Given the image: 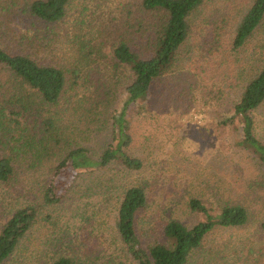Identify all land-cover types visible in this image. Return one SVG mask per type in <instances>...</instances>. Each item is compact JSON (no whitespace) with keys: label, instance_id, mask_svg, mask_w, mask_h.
<instances>
[{"label":"rangeland","instance_id":"374dc122","mask_svg":"<svg viewBox=\"0 0 264 264\" xmlns=\"http://www.w3.org/2000/svg\"><path fill=\"white\" fill-rule=\"evenodd\" d=\"M251 1L237 0L233 26L219 45H205L212 41V28L204 31V41L193 33L175 66L155 82L148 103L130 108L129 154L143 161L142 170L127 173L112 164L80 172L61 203L44 206L43 192L58 160L44 167H32L26 157L15 161V176L0 183V231L20 208L36 206L39 217L5 264H53L61 255L137 264L116 227L124 193L133 186H144L148 196V207L136 220L143 247L159 242L171 221L189 228L200 221L186 207L191 198L204 200L215 215L217 198L234 195L248 209L249 223L217 227L188 264H264V166L236 145L242 138L240 123L219 125L264 68V23L244 48L232 49L234 29ZM29 2L0 0V48L31 56L41 65L78 71L75 91L68 92L67 100L114 84L112 50L120 42L124 7L133 10L140 0H75L58 26H44L25 14ZM95 46L100 49L91 50ZM120 77L126 81L122 71ZM68 80L69 88L74 76ZM97 115L94 131L80 139L96 155L106 148L111 133L106 109ZM253 117L256 136L264 143V104Z\"/></svg>","mask_w":264,"mask_h":264},{"label":"trees","instance_id":"16d2710c","mask_svg":"<svg viewBox=\"0 0 264 264\" xmlns=\"http://www.w3.org/2000/svg\"><path fill=\"white\" fill-rule=\"evenodd\" d=\"M74 2L30 0L24 13L44 26H58L68 17ZM251 2L234 29V51L244 48L264 23V0ZM126 6L120 42L112 50L111 69L116 81L89 96L67 100L68 92L75 91L78 71L60 65H41L31 56L15 55L0 48V183L15 176L17 160L30 158L32 167H44L57 159L43 192V205L51 206L63 201L80 172L112 164L127 173L142 170L143 161L129 154L133 142L130 108L148 103L155 82L175 66L182 46L193 33L204 41V31L212 28V41H204L205 45H219L233 26V15L238 10L237 0H140L133 10ZM97 47L91 50L96 51ZM121 71L125 74L124 82ZM70 75L74 82L68 88ZM64 101L67 107L63 106ZM263 104L264 68L248 82L233 114L223 117L219 125L230 128L240 123L242 138L236 145L264 166V143L256 136L253 117ZM104 108L111 121L110 142L96 155L80 139L94 131L97 114ZM240 199L234 195L220 196L219 211L213 215L204 200L191 198L186 207L200 221L191 228L171 221L164 227L163 238L145 248L137 234L136 220L147 209L148 196L144 186H133L124 193L120 204L117 232L137 264H188L217 227L241 228L249 223V211ZM38 217L36 206L14 212L0 231V264L15 254ZM53 264L104 263L61 255Z\"/></svg>","mask_w":264,"mask_h":264}]
</instances>
